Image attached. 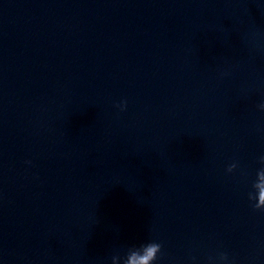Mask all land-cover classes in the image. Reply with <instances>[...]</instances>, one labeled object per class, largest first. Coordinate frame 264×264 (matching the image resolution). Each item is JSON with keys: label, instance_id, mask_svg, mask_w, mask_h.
Segmentation results:
<instances>
[{"label": "clouds", "instance_id": "9594fccd", "mask_svg": "<svg viewBox=\"0 0 264 264\" xmlns=\"http://www.w3.org/2000/svg\"><path fill=\"white\" fill-rule=\"evenodd\" d=\"M118 107L124 110L126 102H122ZM258 107L261 111H264V103H261ZM259 163L261 167L256 172V179L252 183V191L248 193V199L250 202L254 201L252 204L253 210L264 211V155L259 157ZM236 167L235 163L231 164L227 168V172L231 173ZM161 247L162 245L156 242L142 244L138 248L133 247L128 249L126 255L120 257V259L123 261V264H153L157 259V254L161 251ZM132 249L136 251H131ZM129 252H131V255H129ZM218 259L221 264H227L229 258L226 253H220Z\"/></svg>", "mask_w": 264, "mask_h": 264}]
</instances>
